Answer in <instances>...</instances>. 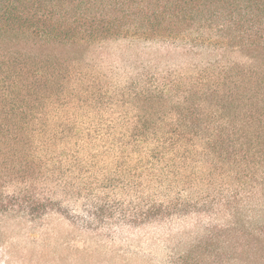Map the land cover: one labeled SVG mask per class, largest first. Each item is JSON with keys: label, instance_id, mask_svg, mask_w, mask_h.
Here are the masks:
<instances>
[{"label": "trees", "instance_id": "obj_1", "mask_svg": "<svg viewBox=\"0 0 264 264\" xmlns=\"http://www.w3.org/2000/svg\"><path fill=\"white\" fill-rule=\"evenodd\" d=\"M118 40L169 43L187 55V80H151L140 93H187L189 196L171 185L139 192L136 220L216 205L227 221L201 249L216 246L217 228L226 246L207 261L187 255V264H264V0H0V216L34 222L78 190L43 155L45 118L81 84L77 55ZM194 146L222 169L209 199L192 189L213 182L189 169Z\"/></svg>", "mask_w": 264, "mask_h": 264}, {"label": "rangeland", "instance_id": "obj_2", "mask_svg": "<svg viewBox=\"0 0 264 264\" xmlns=\"http://www.w3.org/2000/svg\"><path fill=\"white\" fill-rule=\"evenodd\" d=\"M77 57L82 82L76 92L60 94L63 99L45 118L41 140L43 155L78 190L70 198L58 195L60 212L40 220L0 216V264H187V255L189 260L212 259L226 246L217 228L216 246L201 249L209 242L208 231L227 221L216 205L201 213L184 208L149 222L136 220L133 210L139 192L154 194L159 185H171L172 194L186 201L189 196L187 93H140L151 80H187V55L169 43L118 40ZM230 59L243 61L235 55ZM194 147L189 169L197 178L212 173L213 182L194 181L192 189L209 199L205 193L219 192L223 184L222 169L211 170L217 164L213 157L200 158L202 149ZM193 153L197 156L191 158ZM154 177L162 179L147 188Z\"/></svg>", "mask_w": 264, "mask_h": 264}]
</instances>
